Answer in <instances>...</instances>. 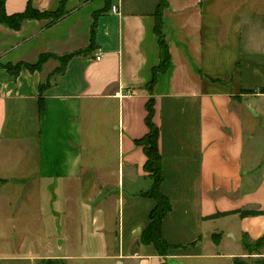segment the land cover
Wrapping results in <instances>:
<instances>
[{"label":"crops","instance_id":"0c3cea01","mask_svg":"<svg viewBox=\"0 0 264 264\" xmlns=\"http://www.w3.org/2000/svg\"><path fill=\"white\" fill-rule=\"evenodd\" d=\"M60 1L5 0L4 9L22 13L29 3L52 12ZM166 2L170 64L151 89L156 0H111L96 19L105 0H68L54 23L24 20L17 31L0 23L1 65L35 64L42 54L93 43L53 78L42 112L39 84L59 62L16 77L0 68V264H264V252L249 255L241 244L243 235L264 238V215L234 213L264 211V94L243 93L258 89L247 88L250 68L244 72L238 58L251 49L257 57L245 61L264 78V6ZM150 99L159 191L171 204L161 235L175 248L165 256L153 244L133 253L155 206L145 196L152 179L138 144L149 132ZM223 213L230 214L210 218Z\"/></svg>","mask_w":264,"mask_h":264},{"label":"trees","instance_id":"16d2710c","mask_svg":"<svg viewBox=\"0 0 264 264\" xmlns=\"http://www.w3.org/2000/svg\"><path fill=\"white\" fill-rule=\"evenodd\" d=\"M68 0H61L59 7L52 12H40L31 7L28 3L25 11L22 13H16L7 15L4 9L5 0H0V23L7 25L12 30H19L21 23L24 20H49V23H54L66 15L65 4ZM156 8L154 12V34L158 41L159 46V63L153 69L152 80L148 83V88L151 89L156 81L158 74H162L167 71L170 64V54L165 42L164 33L162 30L163 25V13L167 8L166 0H156ZM111 7V0H105L104 8L101 11L94 13V19L102 14L106 13ZM93 50V43L82 51L73 52L70 54L56 56L53 54H42L35 64L18 63L16 65L6 64L1 65L0 68L4 69L11 76L16 77L22 68H26L30 72L40 71L41 67L48 60H57L59 67L55 68L46 79L39 84L38 88V106L39 111L44 109V94L46 90L55 82L53 79L56 75L63 73L66 63L75 56L84 55L90 53ZM246 94H264V88L258 89V91H244ZM147 116L146 125L148 126V134L140 139L138 144L143 148L146 156V162L144 170L149 174L152 179V185L150 189L145 193V196L154 199L155 206L149 214V221L147 226L142 231L139 241L133 247V253L137 252L140 244L147 245L153 244L159 256H165L170 250L174 249V246L167 244L161 235V225L163 219L171 210L170 201L159 191V186L163 181L161 172V158L158 151V129L152 123L153 118V101L150 99L146 105ZM234 213L240 215V217L248 216H262L264 211H235ZM230 213L217 214L210 218H216L218 216L228 215ZM241 244L244 251L251 254H260V250L264 249V238H260L256 241H251L246 235L242 236Z\"/></svg>","mask_w":264,"mask_h":264},{"label":"rangeland","instance_id":"374dc122","mask_svg":"<svg viewBox=\"0 0 264 264\" xmlns=\"http://www.w3.org/2000/svg\"><path fill=\"white\" fill-rule=\"evenodd\" d=\"M253 1V3H251L250 4V6H248V11H250L251 10V8L253 7V9H256V8H258V7H260L261 5H263L264 6V0H252ZM243 8V7H242ZM248 11H247V13H248ZM250 18L248 19V25H249V27H250V31L251 30H253V29H255V27H256V19H255V17L253 18H251V16H249ZM249 32V31H248ZM243 34V33H242ZM250 35H252L251 33L249 34V37H250ZM255 41H256V39H255ZM233 42H235V44H236V46H238L239 45V40H237V38H236V41L235 40H233ZM250 43V42H249ZM249 43H248V45H249ZM234 44V45H235ZM248 50V49H247ZM242 54H239V57L238 58H240V61H239V63H242V65H243V68H244V72H246V70H248L249 68H250V76H249V79H248V81H247V88H251V89H253V88H257V89H260V88H264V78H263V76L261 75V72H260V74H259V78H256V77H253V75H252V68L255 66V63L253 62V61H251L252 62V64H251V62H249L248 61V63H247V61H245L247 58H248V60L249 59H251V60H253L254 58H256L257 57V55L256 54H253V53H251V49H249V52H248V54H244V56H243V58H244V61L242 62V60H241V58H242V56H241ZM238 56V55H237ZM239 60V59H238ZM255 60V59H254ZM247 64H248V67L249 68H247ZM251 66H250V65ZM261 64H263V63H261ZM231 88V87H230ZM244 93V92H243ZM15 148V146H10L9 148H11L13 151H15V149H13V148ZM40 234H41V236L43 237V236H45L46 234H47V230H46V233H43V231H41L40 232ZM16 247H14V249H15ZM264 252V249H261L260 250V254H262ZM40 264H54L52 261H43V262H41Z\"/></svg>","mask_w":264,"mask_h":264},{"label":"built area","instance_id":"2783aa9c","mask_svg":"<svg viewBox=\"0 0 264 264\" xmlns=\"http://www.w3.org/2000/svg\"><path fill=\"white\" fill-rule=\"evenodd\" d=\"M111 11H112V12H115L116 9H115L114 7H112ZM95 59H96V60H100V55H96V58H95Z\"/></svg>","mask_w":264,"mask_h":264},{"label":"water","instance_id":"95a60500","mask_svg":"<svg viewBox=\"0 0 264 264\" xmlns=\"http://www.w3.org/2000/svg\"><path fill=\"white\" fill-rule=\"evenodd\" d=\"M118 264H120V263H118Z\"/></svg>","mask_w":264,"mask_h":264}]
</instances>
